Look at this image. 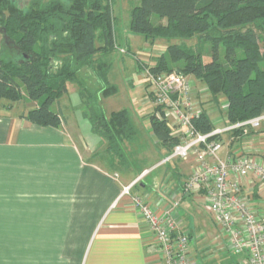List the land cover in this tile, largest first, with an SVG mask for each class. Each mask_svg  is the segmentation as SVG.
<instances>
[{"label":"trees","instance_id":"1","mask_svg":"<svg viewBox=\"0 0 264 264\" xmlns=\"http://www.w3.org/2000/svg\"><path fill=\"white\" fill-rule=\"evenodd\" d=\"M114 27L110 0H34L27 9L0 0V28L17 49L0 54V101L28 99L36 103L25 116L28 122L61 128L66 119L52 106L69 92V83L77 85L85 119L105 140L106 153L124 165L126 145L136 139L137 129L128 111L108 116L97 103L99 94L116 91L108 86L110 65L99 59L115 48ZM130 30L151 42L197 38L196 47L170 44L154 66L143 68L203 82L211 101L227 103L228 124L264 114V0H140L131 10ZM84 70L100 85L95 93L82 79ZM149 119L166 159L178 141L154 112ZM194 125L203 134L214 130L205 109ZM140 186L141 180L134 187Z\"/></svg>","mask_w":264,"mask_h":264},{"label":"crops","instance_id":"2","mask_svg":"<svg viewBox=\"0 0 264 264\" xmlns=\"http://www.w3.org/2000/svg\"><path fill=\"white\" fill-rule=\"evenodd\" d=\"M0 36V54L5 49L15 53V45L1 28ZM220 101L225 103L224 99ZM214 103L209 105V109L214 108L212 113L204 108L210 119L220 105ZM35 107L36 103L28 99L0 101V264H45L47 260L161 264L148 225L131 199L121 198L123 188L148 170L120 173L118 168L123 164L106 153L105 140L93 132L83 111L73 112L71 117L63 115L66 122L61 128L39 127L25 119ZM235 139H225L223 157L244 140ZM250 140L264 159V125L251 133ZM177 162L182 164V172L172 169L174 173L164 178L169 196L147 176L141 178V186L134 187L133 194L155 208L168 206L170 196H178L193 168L191 162ZM182 178L180 184L177 179ZM253 186L246 183L245 188L254 194ZM177 216L179 222L186 216L181 205ZM183 231L192 241L191 232ZM212 244L222 249L216 240ZM51 255L54 257L47 258Z\"/></svg>","mask_w":264,"mask_h":264},{"label":"built area","instance_id":"3","mask_svg":"<svg viewBox=\"0 0 264 264\" xmlns=\"http://www.w3.org/2000/svg\"><path fill=\"white\" fill-rule=\"evenodd\" d=\"M144 77L155 116L167 123L172 137L178 141L162 163L180 160L193 164L180 193L170 196L166 207L155 208L145 198L133 194L135 184L148 171L121 193V198L131 199L151 230L161 264H201L193 257L191 238L181 228L177 216L182 198L201 194L204 207L224 242L222 250L240 256L242 259L237 264H264V159L250 140L251 133L264 125V114L235 124L226 122L223 127L213 125V131L203 134L194 125V120L204 111L200 98L209 95L203 82L191 75L154 73L148 68ZM220 108L226 111L227 103H222ZM236 137L243 138V142L223 157L225 139L232 141ZM246 183L254 184L251 188H255L254 194L245 188ZM161 190L169 196L167 185Z\"/></svg>","mask_w":264,"mask_h":264},{"label":"rangeland","instance_id":"4","mask_svg":"<svg viewBox=\"0 0 264 264\" xmlns=\"http://www.w3.org/2000/svg\"><path fill=\"white\" fill-rule=\"evenodd\" d=\"M9 1L21 9H27L34 0ZM42 1L48 2L50 0ZM60 1L65 4L69 3V0ZM110 5L115 20V48L107 55H100L99 59L110 65V68L105 73L108 86H114L116 91L107 96L99 94L97 103L108 116L113 112L128 111L138 132L136 139L126 145L128 160L127 164L119 166L118 170L120 173L126 175L129 173L128 171L139 173L140 171L148 170L147 178L153 181L157 189H160L161 187L163 188V185H168L164 183V178L174 173L175 170L172 169L177 168L179 172H182L183 166L177 162L180 160H174L166 166L162 163L168 153L151 132L149 114L153 112V106L149 100L150 90L144 77L145 68L143 66H154L155 59L166 53L170 44H184L188 47H196L198 40L197 38L188 40L175 39L172 41L157 39L151 42L144 36L135 34L130 30L131 10L140 5V0H110ZM154 20L156 22L157 18ZM261 47L264 49V43H261ZM81 76L89 90L95 93V88L100 85L94 79V75L84 70ZM68 89L69 92L63 96L60 102H56L52 106V110L56 112L61 110L60 112L65 117H71L73 112L85 111L82 103L79 105L75 103V100L77 102L81 100L79 93L73 92L78 91L77 85L69 83ZM200 99L203 107L212 113L214 108L209 109V107L215 106V103L210 100V95L203 96ZM30 103L32 102L30 101ZM219 103L220 105L215 107V112L211 114V120L215 127L226 125L225 111L219 112L223 102L220 101ZM177 180L181 184L184 178L181 181L180 179ZM186 199L190 200V202L182 200L181 208L186 212V216L180 220L179 224L183 229L191 232V249L196 262L201 264H237L242 259L240 256L213 246V240H216L217 244H224V242L204 207L203 198L198 195L189 196ZM187 204H189V207ZM52 257L54 256H47V258ZM45 264H73V261L58 262L47 260Z\"/></svg>","mask_w":264,"mask_h":264}]
</instances>
